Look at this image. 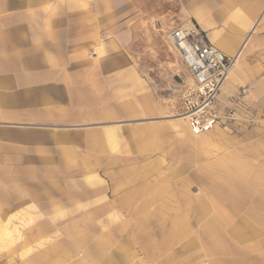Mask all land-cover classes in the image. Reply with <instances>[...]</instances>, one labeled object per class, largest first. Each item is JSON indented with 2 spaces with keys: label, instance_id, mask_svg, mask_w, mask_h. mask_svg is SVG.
Masks as SVG:
<instances>
[{
  "label": "crops",
  "instance_id": "1",
  "mask_svg": "<svg viewBox=\"0 0 264 264\" xmlns=\"http://www.w3.org/2000/svg\"><path fill=\"white\" fill-rule=\"evenodd\" d=\"M147 2L0 0V174L132 175L123 198L153 208L181 264H264V0H177L173 22L226 56L250 36L216 102L234 120L198 137L130 55L174 14Z\"/></svg>",
  "mask_w": 264,
  "mask_h": 264
},
{
  "label": "rangeland",
  "instance_id": "2",
  "mask_svg": "<svg viewBox=\"0 0 264 264\" xmlns=\"http://www.w3.org/2000/svg\"><path fill=\"white\" fill-rule=\"evenodd\" d=\"M147 5L154 13L169 9L174 14H163L154 20L151 35L143 45L130 48V55L149 87L176 107V114L181 111L182 92L192 82L167 40L169 32L179 27L173 22L179 4L177 0H148ZM251 128L256 129L255 124L249 125L247 131ZM211 131H192V135L198 137ZM87 164L88 159H81L80 170L87 171L83 169ZM135 183L132 175L118 173L0 174V264L180 263L183 256L174 252V240L162 233L158 237L163 224L153 223V208L139 207L135 199L123 198ZM209 187L208 197H215ZM193 196H201L196 185ZM228 197L232 194L226 191L225 198ZM143 211L150 214L149 222L132 221ZM155 229L157 238H153ZM154 241L157 246L160 243L156 250ZM191 258L193 264H205L196 253Z\"/></svg>",
  "mask_w": 264,
  "mask_h": 264
},
{
  "label": "built area",
  "instance_id": "3",
  "mask_svg": "<svg viewBox=\"0 0 264 264\" xmlns=\"http://www.w3.org/2000/svg\"><path fill=\"white\" fill-rule=\"evenodd\" d=\"M167 40L192 80L182 92L181 111L176 118L185 119L195 133L213 129L222 121H233L234 110L229 108L220 114L216 102L237 64L238 54L226 56L193 25L172 29ZM246 94L247 90L241 88L230 103H238Z\"/></svg>",
  "mask_w": 264,
  "mask_h": 264
},
{
  "label": "bare ground",
  "instance_id": "4",
  "mask_svg": "<svg viewBox=\"0 0 264 264\" xmlns=\"http://www.w3.org/2000/svg\"><path fill=\"white\" fill-rule=\"evenodd\" d=\"M262 9H263V8H262ZM255 25H256V24H255ZM253 31H255V27H254V26L251 27L249 34L253 33ZM246 32H247V31H246ZM249 38H250V36L248 35V37L244 40V42H243V44H242V47H241L240 51L238 52V58H239V56H240V58H241V53H242L243 49L245 48V46H246V44H247ZM173 117H175V116H173ZM176 119H177V120H185V119H183V118H181V117H179V118L177 117Z\"/></svg>",
  "mask_w": 264,
  "mask_h": 264
}]
</instances>
